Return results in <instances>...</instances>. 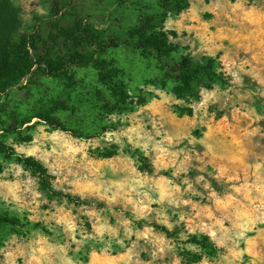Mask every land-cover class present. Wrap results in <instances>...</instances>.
Here are the masks:
<instances>
[{"label": "rangeland", "instance_id": "rangeland-1", "mask_svg": "<svg viewBox=\"0 0 264 264\" xmlns=\"http://www.w3.org/2000/svg\"><path fill=\"white\" fill-rule=\"evenodd\" d=\"M0 21V264H264V0H0ZM185 61L216 75L186 85Z\"/></svg>", "mask_w": 264, "mask_h": 264}, {"label": "trees", "instance_id": "trees-1", "mask_svg": "<svg viewBox=\"0 0 264 264\" xmlns=\"http://www.w3.org/2000/svg\"><path fill=\"white\" fill-rule=\"evenodd\" d=\"M31 38H32V36L24 37L23 41L25 43H29ZM0 39H3V36L1 33V21H0ZM1 43H3L2 40H0V62H2V64H3V67H1V68H8V67H6V65H9V64L11 65L12 62L10 61V59H12V57H11L10 53L8 52L7 46L2 45ZM120 45L121 44L119 42L113 41V40L109 41V42H95L94 43V46L96 48L95 54H99L102 51L104 46L106 48H109V47H117ZM137 45L140 48H142L144 51H153V52L157 53V55L160 57L167 56V52L162 47H159L156 45H149L145 42H138ZM92 60L95 61L96 59L93 58ZM81 62L89 63L91 61H81ZM31 65L32 64L30 62L26 63L24 65V69L30 70L28 68ZM177 66H178V70L180 71L181 80L186 85H189L196 75H199V74H206L208 76L216 75L215 73H212L210 67H207V66H193L192 67V66H190V63L187 61H185L181 65L178 63ZM45 67L49 72L61 70L57 67L54 68L50 63H47L45 65ZM2 76H0V77H2ZM2 79H6V78L2 77ZM11 85H13L11 81H6L5 88H7L6 86H11ZM0 145H1V143H0ZM25 164L29 168H31L32 170H34L35 172L38 173L39 177L42 179L43 186L48 189L49 186H48V182L46 179V177L48 176L47 169L41 163L35 161L33 158L25 159ZM193 240H194L193 242H195L198 245L204 244V241L198 239V237H194Z\"/></svg>", "mask_w": 264, "mask_h": 264}]
</instances>
